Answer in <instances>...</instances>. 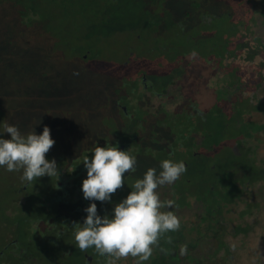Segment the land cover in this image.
<instances>
[{"label":"rangeland","instance_id":"rangeland-1","mask_svg":"<svg viewBox=\"0 0 264 264\" xmlns=\"http://www.w3.org/2000/svg\"><path fill=\"white\" fill-rule=\"evenodd\" d=\"M195 1L114 0L113 5L112 2L109 3L112 7L106 13L102 12V9L107 7L106 0H75L76 5L67 8L54 3L45 5L38 2L36 8L38 12L43 13L45 27L33 29L25 38L17 40L19 45L16 47L19 49H16L12 61H10L11 56L10 58L5 56L4 51L6 30L3 29L0 35L2 60L0 61V127L7 123L17 126L22 134L33 131L41 134L43 128L48 126L55 144L46 154L47 159H56L55 147L64 151L67 156L71 154L72 157L84 158L86 148L94 146L99 137L112 138L111 134L114 136L117 129L123 139L131 135L130 132L134 129L131 128L128 132L126 127L128 120L115 116V113L120 102L132 106L130 102L135 100L139 93L136 90L129 98V92L132 90L129 88L135 82L138 88H141L140 91L142 90L139 83L142 71L144 72L146 68L152 71L149 83H171L172 80V83H176L169 87L172 100L184 98L181 90L187 81L201 79L204 83L201 88L209 89L207 85L214 83L216 68L196 60L191 52L186 55L188 60L179 63L180 68L188 66L190 76L175 77L172 76L176 68L175 60L181 58L190 47L198 46L187 38L202 40V44L206 46L213 44L215 35L221 29H225L223 26L227 22L224 16L217 17V15L231 8L233 3L231 0H201L202 5L205 6L203 8L216 19L197 30L195 25L198 24L197 19L203 11L197 9L192 19L186 14L188 8L194 7ZM244 10L239 12L243 17H247L248 12ZM181 23L186 26L183 27ZM245 23L246 32L248 26L247 22ZM193 24L194 28H191ZM257 28L260 27L258 25L251 27V29ZM160 47L162 49L158 50ZM251 68L253 67H250L249 71L253 76L256 69L253 68L251 71ZM224 74H227L226 70L219 73L220 76ZM208 75L211 76L212 82L207 83ZM232 78L230 75L226 80L232 81ZM259 91L261 92L259 97L264 100V85ZM197 96L206 106L211 93L203 91ZM143 116L146 118L144 123H147V127H151L154 117H148L146 114ZM155 119L161 120L162 117L157 116ZM260 121L264 123V113ZM166 130L167 128L161 132ZM3 138L9 139L10 136L4 133ZM92 155L93 152L89 151L88 156ZM70 161L67 159L68 164ZM138 161L140 170L130 179L124 178V185L129 187L125 196L132 191L131 186L135 180L143 177L149 168H155L157 173L160 169L161 162L156 161L152 153ZM21 175L22 170L8 172L6 168L0 167V242L16 236L11 220L13 217L7 215L12 208L8 209L7 213L5 211L8 207H13L17 213L21 211L14 203L15 195L21 193L15 192L12 186L14 184L20 186L22 190L27 189L26 182L20 179ZM38 179L45 182L46 189H50L48 175ZM118 198L112 195L110 202L92 201V203H96L98 215L111 216L115 204L120 202ZM36 199L37 197L34 196L32 202L36 203ZM64 206L55 207V210L58 208V213L72 215L75 207L71 204ZM33 210L28 213H34ZM86 216L87 212L84 210L78 214L74 213L73 219L84 221ZM70 221L72 224L73 220ZM45 225L47 224L40 222L39 227L44 228ZM58 225L60 226V223ZM71 230L70 236L65 238L67 242L75 240V228L72 226ZM248 243L252 245L253 250L264 254L263 243L258 242L256 245L252 242ZM217 245V242L210 244L205 241L198 242L196 244L198 250L189 254L187 249L186 255L180 254L179 258L175 259L176 264H249L248 260L253 257L241 250L240 255L236 254L239 259L226 258L228 253L223 251L214 253L218 249ZM51 246L53 250L55 246ZM73 246L75 248L73 252L66 251L75 254L73 258L65 254L62 261H57L58 264H85L83 252L76 246V242ZM234 248L235 246L232 247ZM59 252L61 254V251L55 250L50 256L45 252L40 253L45 261L42 263L52 264L49 262L50 257L59 255ZM245 254L251 257H247V260ZM61 256L62 254L58 258ZM98 257L101 261H105L103 256ZM97 262L95 258L89 264H97ZM147 263L148 261L144 262ZM117 264H136V262L129 257L127 260L117 261Z\"/></svg>","mask_w":264,"mask_h":264},{"label":"flooded vegetation","instance_id":"flooded-vegetation-1","mask_svg":"<svg viewBox=\"0 0 264 264\" xmlns=\"http://www.w3.org/2000/svg\"><path fill=\"white\" fill-rule=\"evenodd\" d=\"M185 60L188 59L184 57L175 60L176 68L172 76H190L188 66L180 68L181 64L179 65ZM236 61L230 58L201 61L216 68L214 83L207 85L212 82L211 76L208 75L206 85L209 89L204 90L201 88L203 80L187 81L181 90L184 98L176 100L170 98V88L176 83H172V80L171 83L151 84L149 80L152 71L146 68L142 71L139 83L142 90L140 91L141 88L139 89L135 82L131 88L128 87L129 90L132 89L129 98L136 90L139 93L137 98L130 102L132 106L120 102L115 113V116L128 120V132L131 128L134 129L130 132L131 135L123 139L117 129L114 136L111 134L112 138L96 139L94 146H116L134 155L136 160L152 153L158 162L165 159L184 162L187 170L180 179L157 190L162 200L175 201V207L164 210L173 211L181 221L180 229L167 233L166 236H171L179 243L181 240L188 241L186 245L190 253L198 250V242H217L218 249L214 253L223 251L228 253L226 258L239 259L237 255H240L242 250L253 255L255 260H248L251 256L245 254L249 264H264V254L253 250L252 245L248 243L264 244V123L260 121L264 113V100L259 97V90L264 85V75H258L256 69L255 75L247 77V62L242 58L239 59L240 67L236 68L240 75L234 74L232 81H227L232 70L230 63ZM248 61H256L258 67H264L262 60ZM225 70L227 74L220 76L219 73ZM203 91L211 93L206 106L197 96ZM120 107L122 110L119 111ZM143 114L154 117L151 127L144 123L146 118ZM167 114L169 117L166 118ZM157 116L162 117L161 120L165 122L155 119ZM166 128V131L161 132ZM88 154L89 151L84 152V158ZM82 165L84 169L85 166L83 163ZM138 170L139 161L136 171L125 174L124 178L130 179ZM85 171L86 168L80 177L86 175ZM72 187L78 189H73V196L69 197V203L65 204H71L75 209L72 210V215L60 212L56 214L57 224L53 225V231L55 227H59V223L60 227H63L64 224L70 223V220H73L72 226L83 223L73 219V214L81 213L90 203L84 200L82 183ZM128 190V185H124L114 195L122 201L126 198L125 192ZM54 211V208L49 207L50 214ZM53 219L54 216L48 217L42 222L47 224ZM257 247L259 249V244ZM44 252L48 256L51 255L47 249L42 253ZM83 256L88 263L95 259L94 254L88 251L83 252ZM179 256L177 245L175 255L168 259V262L172 260V264H176L175 259ZM30 257L45 262L39 254ZM104 258L107 261V258Z\"/></svg>","mask_w":264,"mask_h":264},{"label":"trees","instance_id":"trees-1","mask_svg":"<svg viewBox=\"0 0 264 264\" xmlns=\"http://www.w3.org/2000/svg\"><path fill=\"white\" fill-rule=\"evenodd\" d=\"M38 2H42L45 5L46 3L47 5L54 3L57 6H66V8L68 6L76 5L75 0H0V35L2 34L3 29H5L7 32V39H5L6 46L4 51L6 57L10 58L11 56L10 61H12L13 55L16 54V49H19V47H16V45H19L17 40L25 38L33 29L45 27L43 13L38 12L36 8ZM110 2H112L113 5L114 0H106L107 7L102 9L103 13H106L109 11L110 7H112V5H109ZM231 2L233 3L231 8H227L223 13L217 15V17L224 16L227 22L223 26L225 29H221L215 35V40L212 41L213 44L206 46L202 44V40L187 38L198 46L190 47L185 51V54L181 58L184 59L188 53L192 52L195 53V56L193 57H195L196 60H205V62L210 58L236 59V62L230 63L232 68L230 75L232 77L234 74L238 76L240 75L239 71H236V68L240 67L241 64L239 63V59L243 58L247 62V77L250 75V67L257 69V74L263 76L264 67L262 69L256 65V61L250 62L248 60L264 61V0H231ZM203 7L205 6L202 5L201 0H196L194 2V7L186 10L189 19L194 17L197 9L203 11L197 19L198 26L195 25V29L197 27V30L204 28L205 24L209 25L212 20L216 19L215 16H211L209 14L210 12H207ZM244 9L248 12L247 17H243L239 12ZM245 22H247L248 26V31L246 32L244 31L246 25ZM181 25L183 27L186 26L184 23H181ZM257 25L260 27L259 29H251L252 26ZM191 28H194V24ZM191 28L186 29L189 30ZM161 49L162 47L158 48V50ZM0 61H2L1 58ZM253 79H255V77ZM89 147L90 148H86L85 152H94L96 146ZM54 149L57 151L55 160L59 175L58 178L50 177V179L47 180L51 183L50 189H46L44 187L45 182L40 179H37L32 183L26 182L28 190H22L20 186L12 185L15 192L22 194L18 196L15 195L16 200H14L15 206H18L21 211L19 210V213H17L13 207H8L5 211L7 213V210L12 208L7 215L13 217L11 220L16 230V236H14V238H6L3 242H0V264H44L41 260H36L30 256H36L37 254L40 255V253L46 249L50 253H54L55 250L61 251L62 256L60 258H58L61 255L59 252V255L55 254L54 257L49 260L52 264H58L57 261H62L65 254L66 256L69 255V253H67L68 250L74 251L75 249L73 246L75 240H68V242L65 240V238H67L66 236L72 231V225L69 222L64 224L63 227H55V231L57 232L53 231L54 228L52 227L57 224L55 220L57 216L55 215L58 214V208L65 207L64 205L69 203L67 199L73 196V189H78L77 187L73 188L72 186L80 185V183L87 178V171H85L86 175L80 177L85 169H83L82 165L84 158L79 156L72 157L70 156L71 154L67 156L64 151H60V149L56 147ZM86 157L91 159L92 156ZM66 158L71 160L69 164ZM75 192L77 193L78 190ZM34 196L37 197L35 200L36 203L32 202ZM84 200L88 204L92 203L90 200ZM87 203H85V205ZM49 207H51V209H55V207L58 208L50 214ZM85 208H87V205ZM30 210H33L32 212H35V214H29L28 212ZM33 215L36 216L34 217ZM53 216L54 219L47 223L44 228L39 227L40 222ZM49 224L51 227H48ZM35 232L36 234H34ZM166 238L167 236L160 241V247L167 249V254L161 252L159 248H156L154 249V251L156 250V253L153 254L147 264H172L171 261L168 262V259L175 255L177 245L180 252L181 246L188 243L186 240H181L179 243L172 239V243L169 244L166 242ZM51 245L55 246L53 250H51ZM93 250V248H90L88 249V252L96 255L95 258L98 261L97 264H100V262L103 261L98 257L100 255ZM188 253L192 254L189 251ZM70 256L72 257L73 255L70 254ZM84 260L85 264H89L86 259ZM106 263L107 261L103 264Z\"/></svg>","mask_w":264,"mask_h":264},{"label":"clouds","instance_id":"clouds-1","mask_svg":"<svg viewBox=\"0 0 264 264\" xmlns=\"http://www.w3.org/2000/svg\"><path fill=\"white\" fill-rule=\"evenodd\" d=\"M4 133L10 138H3ZM54 144L48 126L41 134H22L17 126L5 123L0 127V167L8 172L22 170L20 179L27 183L45 175L58 178L56 161L46 158ZM82 162L87 169V178L82 182L84 199L100 202L111 201L112 195L123 188L125 174L135 172L137 164L134 155L116 146H97L91 159L85 157ZM160 169L157 173L155 168H149L143 178L136 179L132 191L115 204L111 216L101 217L96 203L89 204L83 223L73 226L81 252L94 248L98 255L107 258V264H117L129 257L136 264H144L156 248L167 254L160 241L167 233L178 231L181 221L173 211L164 210L175 207V201L162 200L157 190L174 184L187 169L184 162L170 159L163 160ZM166 242L172 243L171 236H167ZM180 254H187L186 244L181 246Z\"/></svg>","mask_w":264,"mask_h":264}]
</instances>
